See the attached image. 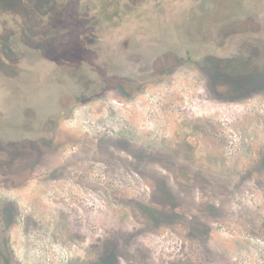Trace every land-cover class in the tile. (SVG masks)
Segmentation results:
<instances>
[{"label": "rangeland", "instance_id": "rangeland-1", "mask_svg": "<svg viewBox=\"0 0 264 264\" xmlns=\"http://www.w3.org/2000/svg\"><path fill=\"white\" fill-rule=\"evenodd\" d=\"M58 2V21L81 18L83 0ZM253 3L262 21L264 0ZM251 30L264 36V26ZM124 41L106 38L83 58L86 43L74 40L67 73L54 70L64 54L0 60V251L7 235L12 264H264V81L243 96L229 91L242 76L213 82L183 61L119 90L117 75L135 77V49L155 56L146 39Z\"/></svg>", "mask_w": 264, "mask_h": 264}, {"label": "flooded vegetation", "instance_id": "flooded-vegetation-1", "mask_svg": "<svg viewBox=\"0 0 264 264\" xmlns=\"http://www.w3.org/2000/svg\"><path fill=\"white\" fill-rule=\"evenodd\" d=\"M83 0V13L77 19L75 12L67 14L64 22L58 21L57 11L61 3L58 0H0V60L15 61L25 59V55H33L38 60H46L50 55L64 54L65 61L56 64L54 70L73 72L76 61L69 53L70 43L74 40H84L86 47L82 48L81 55L87 58L92 52V46L108 40L126 45L125 38L129 35L146 39L145 47L155 53L151 60L145 61L137 52L131 54V61L136 66L134 78L117 75L114 80L116 89L138 91L149 81L169 75L177 71L175 67L185 61L192 65L199 74L207 76L210 81L216 82L218 76H242V80L235 88L230 80V92H259V85L264 81V36L251 27L261 29L264 19L259 18L263 11L261 5L254 4V0ZM258 2V0H257ZM73 0H66V4ZM169 4H177V9L170 11ZM164 5L162 21H154L157 9ZM169 6V8H168ZM226 7L230 14L222 17L221 8ZM233 8L235 9L234 12ZM191 13V15H190ZM243 20H235L239 15ZM190 17L188 18V16ZM231 17V18H230ZM245 22L243 33L239 25ZM10 26V27H9ZM19 32L22 40H26L30 50L21 40L20 45L9 44V35L3 32ZM169 28V29H167ZM170 32V37L167 35ZM235 36V37H234ZM187 38V39H186ZM182 41L187 45L186 50L179 51L170 44V40ZM9 44V45H8ZM100 47V46H99ZM97 49V48H96ZM144 50V49H143ZM188 50V51H187ZM75 63V64H74ZM2 67L5 64H1ZM5 68H0V72ZM12 69L15 67L12 65ZM23 71L17 66V71ZM173 72V73H174ZM79 87L81 98H86L91 84L89 80ZM105 82V81H104ZM139 82V83H138ZM105 85V84H104ZM106 87V86H105ZM96 87L93 89H102ZM253 89V90H252ZM54 120H50L53 123ZM40 137L39 144H53V137ZM37 156L38 153H37ZM264 164V158L262 160ZM24 169V165L23 168ZM24 172V171H23ZM25 174L22 173L21 177ZM54 225H52L53 227ZM35 227L29 230L35 231ZM2 244L0 264H12L9 259L8 236L5 235ZM0 251V252H1ZM42 264L41 260H36ZM110 261L97 260L93 264H109ZM24 264V263H22Z\"/></svg>", "mask_w": 264, "mask_h": 264}]
</instances>
